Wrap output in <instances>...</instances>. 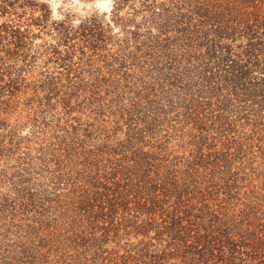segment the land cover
<instances>
[{"label": "trees", "instance_id": "16d2710c", "mask_svg": "<svg viewBox=\"0 0 264 264\" xmlns=\"http://www.w3.org/2000/svg\"><path fill=\"white\" fill-rule=\"evenodd\" d=\"M136 7L0 0V264H264V0Z\"/></svg>", "mask_w": 264, "mask_h": 264}, {"label": "rangeland", "instance_id": "374dc122", "mask_svg": "<svg viewBox=\"0 0 264 264\" xmlns=\"http://www.w3.org/2000/svg\"><path fill=\"white\" fill-rule=\"evenodd\" d=\"M54 2L60 4V7L57 8L58 14L63 17V19L60 21H67V24H69V26H71V28L74 30H77L82 24H89L91 21H97L99 24H101L104 31H106V34H109L113 37H122L124 34H131V32L136 29H139L138 31L140 34L146 33L144 28L136 27H142L143 25L145 26V24H147L144 22L142 14H137L135 12L137 10V0H115V5L110 14V18L108 13H101L100 10L95 7L96 0H54ZM137 18H139V20ZM77 19H79L81 22L78 26L74 27L73 21ZM114 27L119 28L120 33L114 34ZM43 34L51 33L45 31ZM48 41L52 42L49 37L44 36L35 40V43L36 46H41Z\"/></svg>", "mask_w": 264, "mask_h": 264}, {"label": "clouds", "instance_id": "9594fccd", "mask_svg": "<svg viewBox=\"0 0 264 264\" xmlns=\"http://www.w3.org/2000/svg\"><path fill=\"white\" fill-rule=\"evenodd\" d=\"M39 3H43L48 5V7L51 9V20L54 21H60L61 19H63V17L61 15L58 14L57 12V8L60 7L59 3L54 2V0H38ZM115 5V0H96L95 3V7L98 8L100 10L101 13H108L109 14V18H110V14L112 12V9ZM139 20V18H137ZM80 20H74L73 21V26H78L80 24ZM113 33H120V29L117 27L113 28ZM122 35V33H121Z\"/></svg>", "mask_w": 264, "mask_h": 264}]
</instances>
